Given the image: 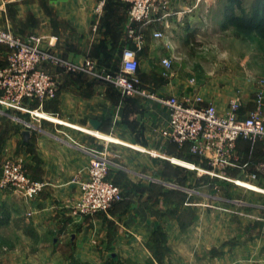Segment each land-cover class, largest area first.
I'll return each mask as SVG.
<instances>
[{
	"label": "crops",
	"instance_id": "obj_1",
	"mask_svg": "<svg viewBox=\"0 0 264 264\" xmlns=\"http://www.w3.org/2000/svg\"><path fill=\"white\" fill-rule=\"evenodd\" d=\"M96 1L0 0V28L20 38L38 36L53 54L77 64L88 62L99 74L116 72L128 28V4L108 0L97 15ZM243 3L171 0L167 27L140 29L141 86L164 97L199 94L220 113L239 96L241 118L254 110L253 94L264 78L238 74L236 69L205 77L171 70L165 76L161 60L172 52L168 55L163 46L152 44L156 30L182 39L200 33L237 38L244 31L256 33L259 29L240 26L238 20L246 17ZM128 46L136 48L133 42ZM7 53L0 45V69ZM40 68L55 81L54 99L25 100L22 110L0 105V169L5 161L20 162L30 179L44 183L31 199L0 190V209L6 216L2 223L12 224L36 248L32 257H43L49 264H264L261 209L255 208L254 220L241 227L236 224L240 219L228 216L241 214L238 211L218 208L221 216L215 218L214 196L202 190L213 189L211 177L185 166L205 167V161L190 155L187 145L181 149L160 135L167 123L166 107L123 95L87 72H65L49 63ZM92 120L99 123L97 129ZM248 142L238 140L236 154L242 162L253 161L259 181L264 176V144ZM103 153L114 163L107 177L123 199L107 213L75 216L72 210L91 156Z\"/></svg>",
	"mask_w": 264,
	"mask_h": 264
},
{
	"label": "built area",
	"instance_id": "obj_2",
	"mask_svg": "<svg viewBox=\"0 0 264 264\" xmlns=\"http://www.w3.org/2000/svg\"><path fill=\"white\" fill-rule=\"evenodd\" d=\"M128 4V28L121 51L120 68L116 72L99 74L92 71L88 62L77 64L53 54L44 48L43 39L38 36L20 38L9 31L0 29V44L7 47L6 65L0 69V105L17 108L25 100H52L56 96V84L52 76L40 68L49 63L65 72H87L113 85L126 96H140L167 109L166 127L161 137L179 148L187 145L188 153L204 160L205 167L193 164L187 168L199 174L229 180L222 171L237 161L235 146L238 140L255 142L264 140V79L258 81L254 92L255 109L240 117L242 100L239 96L231 99L223 113L199 94L179 99L176 96H160L142 87L137 77V52L142 45L140 29L155 24L168 26L171 0H121ZM106 0H97L95 12L100 15ZM155 39L163 37L161 31H153ZM133 42L136 48L128 46ZM50 44V41H49ZM175 56L161 60L169 68ZM34 113V112H33ZM152 156L163 157L150 152ZM114 163L106 155H92L87 178L80 183V197L72 210L75 216H93L107 213L120 202V188L108 179V171ZM206 167H208L206 169ZM44 183L30 179L20 162L5 161L0 169V190L12 189L17 195L31 199L39 194Z\"/></svg>",
	"mask_w": 264,
	"mask_h": 264
},
{
	"label": "rangeland",
	"instance_id": "obj_3",
	"mask_svg": "<svg viewBox=\"0 0 264 264\" xmlns=\"http://www.w3.org/2000/svg\"><path fill=\"white\" fill-rule=\"evenodd\" d=\"M243 1L246 11L244 13L245 16L247 18L253 17L259 11L263 22L261 25H263L264 0ZM152 39L153 45L163 46L168 55L172 52L175 56L169 68L163 66V75L165 76L169 75L171 70L181 71L183 69L186 75L205 77L210 72L215 73L226 71L227 69H236L235 71L238 74L252 72L264 78V25L256 33L244 31L240 38L232 35L228 37H213L208 33H200L197 37L182 39L181 37H172V35L164 33L162 38ZM167 41L170 44L166 43ZM256 142L258 143L259 141ZM261 143L264 144L262 141ZM175 162L180 163L178 161ZM252 167L253 161L246 160L242 162L237 157V161L232 166L222 171V175H225L229 180L202 174V176L211 177L209 179L213 181V189L202 186V190L214 196L215 218L216 214L217 217L221 216L220 210H216L218 208L238 211L241 214H228V216L240 219L241 221H237L236 224L241 227L242 223L249 224V222L254 220L253 212L256 208L261 209L264 219V176H262V180L257 181L258 176L256 177ZM192 172L198 173L197 170ZM235 180L251 184L256 187V190L238 185ZM6 190L10 191L12 189H4V191ZM5 220L6 216L3 215V211L0 209V264H49V262H44L45 259H42L43 257L39 259L32 257L31 253L36 248L29 245V241H25L12 224L9 222L2 223Z\"/></svg>",
	"mask_w": 264,
	"mask_h": 264
},
{
	"label": "trees",
	"instance_id": "obj_4",
	"mask_svg": "<svg viewBox=\"0 0 264 264\" xmlns=\"http://www.w3.org/2000/svg\"><path fill=\"white\" fill-rule=\"evenodd\" d=\"M108 0H106V2H107ZM106 2H105V5H106ZM105 5H104V7H105ZM256 15V16H255ZM253 17H249V18H247V17H245V19L243 20V21H241V20H238V21H240L239 23H240V26H243L245 29H247V30H250V29H252V28H256V29H259V30H261L262 29V26L264 25H261L263 22H262V18H261V15L260 14H255ZM241 19V18H240ZM239 141H245L246 143H248V141H246V140H239ZM259 142L258 143H261V141L262 142H264V140H258ZM256 142V141H255ZM262 144V143H261ZM184 147V146H183ZM183 147H181V149L183 148ZM117 204V203H116ZM115 205V204H114ZM113 205V206H114Z\"/></svg>",
	"mask_w": 264,
	"mask_h": 264
},
{
	"label": "water",
	"instance_id": "obj_5",
	"mask_svg": "<svg viewBox=\"0 0 264 264\" xmlns=\"http://www.w3.org/2000/svg\"><path fill=\"white\" fill-rule=\"evenodd\" d=\"M90 124L93 126L94 129H97L99 123L96 122V121H93V120H92V121L90 122ZM23 136L25 137L26 134H23Z\"/></svg>",
	"mask_w": 264,
	"mask_h": 264
}]
</instances>
